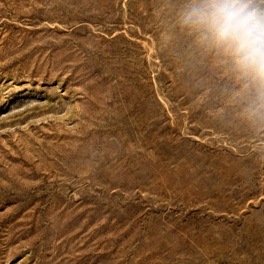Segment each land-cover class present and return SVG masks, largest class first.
Masks as SVG:
<instances>
[{
    "label": "rangeland",
    "instance_id": "rangeland-1",
    "mask_svg": "<svg viewBox=\"0 0 264 264\" xmlns=\"http://www.w3.org/2000/svg\"><path fill=\"white\" fill-rule=\"evenodd\" d=\"M183 3L0 0V264H264V126Z\"/></svg>",
    "mask_w": 264,
    "mask_h": 264
},
{
    "label": "clouds",
    "instance_id": "clouds-1",
    "mask_svg": "<svg viewBox=\"0 0 264 264\" xmlns=\"http://www.w3.org/2000/svg\"><path fill=\"white\" fill-rule=\"evenodd\" d=\"M179 24L242 85L244 119L264 126V0H184Z\"/></svg>",
    "mask_w": 264,
    "mask_h": 264
},
{
    "label": "bare ground",
    "instance_id": "bare-ground-1",
    "mask_svg": "<svg viewBox=\"0 0 264 264\" xmlns=\"http://www.w3.org/2000/svg\"><path fill=\"white\" fill-rule=\"evenodd\" d=\"M110 223H111V222H110ZM82 224H83V223H82ZM84 224H86V223H84ZM87 224H88V223H87ZM100 224H101V223H100ZM88 225H89V224H88ZM88 225H87V226H88ZM102 225H103V224H102ZM83 226H84V225H83ZM87 226H86V227H87ZM110 226H112V224H111ZM95 227H96V226H95ZM97 227H98V226H97ZM104 227H105V226H104ZM104 227H102V228H104ZM113 227H115V225H114ZM89 228H90V227H89ZM98 228H99V227H98ZM83 229H84V227H83ZM87 229H88V228H87ZM92 229H93V228H92ZM108 229H109V228H108ZM116 229H117V228H116ZM80 230H81V229H80ZM102 230H103V229H102ZM111 230H112V229H111ZM89 231L91 232L92 230H89ZM122 231H123V230H122ZM122 231H121V232H122ZM91 233H92V232H91Z\"/></svg>",
    "mask_w": 264,
    "mask_h": 264
}]
</instances>
